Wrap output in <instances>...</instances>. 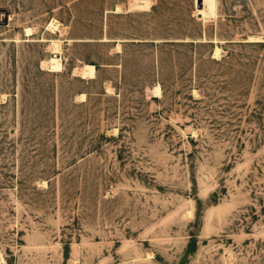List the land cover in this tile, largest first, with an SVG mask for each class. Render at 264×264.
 I'll return each mask as SVG.
<instances>
[{
    "label": "rangeland",
    "instance_id": "rangeland-1",
    "mask_svg": "<svg viewBox=\"0 0 264 264\" xmlns=\"http://www.w3.org/2000/svg\"><path fill=\"white\" fill-rule=\"evenodd\" d=\"M0 12V264H264V0Z\"/></svg>",
    "mask_w": 264,
    "mask_h": 264
},
{
    "label": "bare ground",
    "instance_id": "bare-ground-1",
    "mask_svg": "<svg viewBox=\"0 0 264 264\" xmlns=\"http://www.w3.org/2000/svg\"><path fill=\"white\" fill-rule=\"evenodd\" d=\"M4 16H5V14L3 12H0V20H2ZM47 29L50 30L52 33L58 30L56 23H54V21L49 23V25L47 26ZM24 32H25L26 36L32 35V29L31 28H25ZM259 40H260V38H258V37H250L249 38V41H259ZM42 41H45V40L43 39ZM49 43H50L52 57L49 59L48 62H43V65L49 63L50 64L49 67L51 68V70L60 71L62 69V60H61L59 54L61 53V46H62L61 44L63 42L61 40H51ZM218 52H219V50L216 48L215 55H217ZM74 73L77 74L78 76H80L81 78L91 79V78L95 77V67L93 65H90V64H84L81 68L74 69ZM153 94H155V95L160 94V87L159 86H155L153 88Z\"/></svg>",
    "mask_w": 264,
    "mask_h": 264
},
{
    "label": "water",
    "instance_id": "water-1",
    "mask_svg": "<svg viewBox=\"0 0 264 264\" xmlns=\"http://www.w3.org/2000/svg\"><path fill=\"white\" fill-rule=\"evenodd\" d=\"M7 16H4L2 20H0V24H6Z\"/></svg>",
    "mask_w": 264,
    "mask_h": 264
}]
</instances>
